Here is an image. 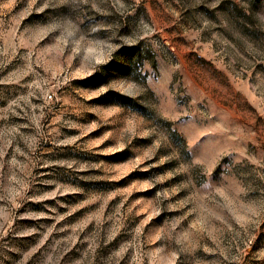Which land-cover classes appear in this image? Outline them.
<instances>
[{"label":"rangeland","instance_id":"1","mask_svg":"<svg viewBox=\"0 0 264 264\" xmlns=\"http://www.w3.org/2000/svg\"><path fill=\"white\" fill-rule=\"evenodd\" d=\"M0 264H264V0H0Z\"/></svg>","mask_w":264,"mask_h":264}]
</instances>
